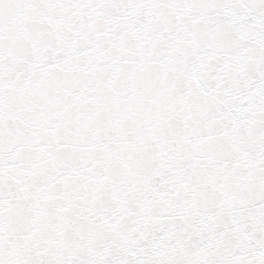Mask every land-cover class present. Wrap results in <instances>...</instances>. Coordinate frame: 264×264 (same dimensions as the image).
Here are the masks:
<instances>
[{"label": "snow or ice", "instance_id": "snow-or-ice-1", "mask_svg": "<svg viewBox=\"0 0 264 264\" xmlns=\"http://www.w3.org/2000/svg\"><path fill=\"white\" fill-rule=\"evenodd\" d=\"M0 264H264V0H0Z\"/></svg>", "mask_w": 264, "mask_h": 264}]
</instances>
